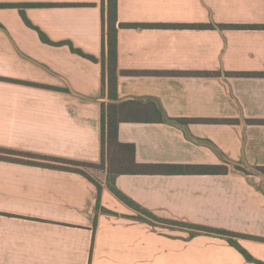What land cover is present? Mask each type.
I'll use <instances>...</instances> for the list:
<instances>
[{
	"label": "crops",
	"instance_id": "1",
	"mask_svg": "<svg viewBox=\"0 0 264 264\" xmlns=\"http://www.w3.org/2000/svg\"><path fill=\"white\" fill-rule=\"evenodd\" d=\"M102 1L0 8V264H258L226 238L162 219L264 238V0H117V95L153 101L163 121L121 122L138 163L220 165L218 174H119L60 168L40 156L99 163ZM39 29L51 43L43 42ZM206 72H215L206 74ZM252 73V74H248ZM45 163L53 166L44 165ZM100 205L117 215L96 212ZM134 216L147 218L149 222ZM264 262V241L236 237Z\"/></svg>",
	"mask_w": 264,
	"mask_h": 264
},
{
	"label": "trees",
	"instance_id": "2",
	"mask_svg": "<svg viewBox=\"0 0 264 264\" xmlns=\"http://www.w3.org/2000/svg\"><path fill=\"white\" fill-rule=\"evenodd\" d=\"M41 3H0V8L12 7L18 9L24 22L36 29L25 16V9L32 6H42ZM102 50L99 58L84 54L82 51L75 49L71 46V50L79 53L85 57L90 58L93 61H98L101 64V97L104 99L100 104V144H101V158L99 163L79 162L62 158H54L49 156H40V158L48 161H55L59 163L60 168L74 170L82 172L81 169L76 168L78 166H93L95 168H105L107 171L106 185L108 188L120 199L128 202L130 205L137 206L135 203L126 198L119 190L114 186V179L119 174H147V173H160V174H218L227 172L226 166L220 165H176V164H148L138 163L135 159V147L130 143L120 142L118 139V126L121 122H151V121H163V113L159 106L153 102L148 101L145 103L136 99L120 100L117 95V32L119 27H178L186 26L182 24H140V23H118L117 22V0H106V3L102 1ZM198 26L204 28L219 29L224 27L231 28H264L262 24H199L188 25ZM38 34L43 42L51 43L50 40L39 29ZM215 72H206V74H214ZM252 74V73H248ZM252 122H264V120H252ZM0 152L18 154L14 151L0 148ZM53 166V164L45 163L44 165ZM235 169L245 174L252 172H260L264 174V166H255L252 169L244 168L240 165H235ZM97 187V203L96 212H103L107 214L117 215L116 213L102 207L100 205V192L101 186L95 182ZM140 213L149 216L150 218L158 221H163L162 218L154 216L147 210H141ZM136 219H140L149 222L152 225H156L153 222L141 216H134ZM181 223V222H180ZM182 226H186L191 229L190 235L196 233L214 234L220 237L226 238L228 243L234 246L247 261L255 262L258 264H264V262L255 259L246 249H244L236 240V237H250L252 239L263 240L264 238H258L250 235H244L235 233L229 230L212 228L208 226H202L192 223H181Z\"/></svg>",
	"mask_w": 264,
	"mask_h": 264
},
{
	"label": "rangeland",
	"instance_id": "3",
	"mask_svg": "<svg viewBox=\"0 0 264 264\" xmlns=\"http://www.w3.org/2000/svg\"><path fill=\"white\" fill-rule=\"evenodd\" d=\"M81 167H84V168L85 167L94 168L93 166H78L76 168L81 169ZM146 217H149V216H146ZM145 219H147V218H145ZM148 221H150V220H148ZM159 225H161V226H167V227H181L182 226L179 221H175V220H172V219H163V221H159Z\"/></svg>",
	"mask_w": 264,
	"mask_h": 264
}]
</instances>
